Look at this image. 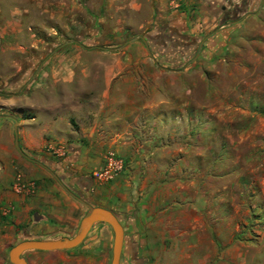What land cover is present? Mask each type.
<instances>
[{
    "label": "rangeland",
    "instance_id": "obj_1",
    "mask_svg": "<svg viewBox=\"0 0 264 264\" xmlns=\"http://www.w3.org/2000/svg\"><path fill=\"white\" fill-rule=\"evenodd\" d=\"M241 2L0 0V126L14 153L20 154L15 120L25 119L30 127L50 123L48 116L33 121L38 95L46 106L56 104L59 115L53 118L61 130H76L77 121H88L87 110L97 109L86 104L89 85L81 95L84 114L66 111L76 106V90L71 85L66 95L57 87L48 92L49 60L87 61L86 67L77 63L63 74L85 70L91 86L100 87L105 69L96 61L121 60L113 69L130 79L120 86L130 97L125 101L129 110L100 116L103 145L91 144L79 132L84 148L50 143L47 131L43 147L18 145L29 156L50 162L84 149L82 164L67 162L61 170L74 175L87 170L95 190L114 187L130 194L124 203L133 205L139 217L147 213V227L140 221L133 231L147 233V264H264V0H250L245 13L231 14L223 24V12H234ZM162 28L176 34L165 45L155 44ZM181 36L187 46H179ZM38 69H43V84L32 86ZM116 133L122 134V147L108 144L118 138ZM110 154L122 167L101 181L94 172ZM32 166L15 169L9 183L13 192L19 175L32 190L39 185L29 177ZM86 209L82 204L78 220ZM12 220L0 208V264H11L10 247L28 233V225ZM99 238L108 244L103 256L81 247L62 251L64 259L39 250L23 256L28 264H110L109 224L96 223L88 242Z\"/></svg>",
    "mask_w": 264,
    "mask_h": 264
},
{
    "label": "crops",
    "instance_id": "obj_2",
    "mask_svg": "<svg viewBox=\"0 0 264 264\" xmlns=\"http://www.w3.org/2000/svg\"><path fill=\"white\" fill-rule=\"evenodd\" d=\"M141 39L144 48H147L146 40L143 37ZM141 48L139 47L138 50L142 51ZM119 62L121 63L120 59H116L114 64H111V62L96 61L99 66L105 69L103 85L100 87L98 83H95L97 84L96 86H91L93 85V81H90L92 77L89 78L86 76L85 70L83 74L79 75L74 73L63 74L66 68L72 65L76 66L78 65L77 63H80L81 67H86L87 61L78 59L49 60L48 64L51 65L52 75L47 78V82L50 84L48 92H53L54 87H57V90L61 88L66 95L70 91L69 87L71 85L74 86L73 88L76 92L79 91V93L75 92V97H77L75 100L76 106L66 111L77 116L84 114L82 105L85 103L82 102L81 95L82 92L87 91L89 85L92 93H87L90 100L86 104H96L97 109L87 110L86 115H88V121H77L76 123H80V126L76 130L68 126L61 130L55 124L56 121L53 118V116L59 115L58 109L55 106L56 104L48 102L46 106L43 102V96L38 95L37 101L40 106H38L39 110L33 121L36 124L37 120L42 118V116H48L50 123L43 127H30L25 119L15 120L14 128L16 129V137L18 138L17 140L20 146L28 149L45 146L46 140L43 138L45 131L52 134V138L48 139L50 143L52 141H55V143L66 141L73 147L81 146V148H84L82 141L84 138H87L91 140V144L98 142V144L103 145V143H99L100 138H98L100 129L97 125L100 123L98 122L100 116L112 113L123 114L124 111L129 110V106L125 105V101H129L130 97L125 94V91L120 90V86L123 82L130 81V79H124L122 76L117 75L118 71H114L113 67L117 66ZM48 64L46 67L49 66ZM42 71L43 69L37 70L38 75L32 81V86H41L43 84V77L39 74ZM112 108L114 112H112ZM78 132L82 133L83 139L77 137ZM115 135L118 138H112L108 144L122 147L118 144L122 134L116 133ZM11 145L12 140L8 138V135H6L0 126V208L3 214L9 213L11 215L13 223L16 225H28L27 234L37 238H50V236L58 237L61 235L70 236L69 234L74 227L79 224L80 219L78 220V216L81 211V206L84 204L68 191L70 190L78 197L82 195L81 198L92 205L103 206L112 210L119 217L124 227V240L121 251L123 257L120 255L119 264H147V233L141 236L133 232L136 230L135 228L140 226V221H143V226L147 227V213L145 212V214H141L139 217V213L133 208V205H130L128 202L124 203L123 200L129 197L130 194L126 190H121V188L114 189V187L109 190H95V183L88 175L87 170L80 171L76 175L61 170V167L67 162L82 164L86 156L84 149L75 152L70 151L64 157L63 161L50 162L45 156L33 158L28 153L21 152L19 149L20 154L17 152L14 153ZM86 162L87 165H92L88 158ZM28 165H34L32 166L33 172L29 177L40 183L35 189H31L32 191L30 192L24 191L22 193H16L14 191V193L11 187H9V183L14 178L15 169L18 166L23 167ZM51 175L54 180L51 179ZM34 213H37L39 216L37 220L33 217ZM31 216L33 222L29 224ZM95 224H93L84 240L72 249L81 247L80 249H83L87 253L91 251L90 249H94L90 253L92 255L99 253V256L107 253L108 244L101 241V238L92 241L89 240L88 242ZM127 228L132 229L125 235ZM62 251L64 250H52L44 253H49V256H53L54 258L64 259Z\"/></svg>",
    "mask_w": 264,
    "mask_h": 264
},
{
    "label": "water",
    "instance_id": "obj_3",
    "mask_svg": "<svg viewBox=\"0 0 264 264\" xmlns=\"http://www.w3.org/2000/svg\"><path fill=\"white\" fill-rule=\"evenodd\" d=\"M15 143L21 151V148L18 145L16 132ZM68 191L87 207L86 211L79 220L76 232L70 236L56 238H37L29 234H25V236L20 241L12 245L8 251V259L11 264H28V261L23 256V253L28 250L52 251L73 248L84 240L93 224L97 222H105L112 228L113 244L110 264H119L124 240V227L117 214L106 207L92 205L83 198L74 195V193L70 190ZM33 217L37 220L39 216L37 213H34Z\"/></svg>",
    "mask_w": 264,
    "mask_h": 264
},
{
    "label": "built area",
    "instance_id": "obj_4",
    "mask_svg": "<svg viewBox=\"0 0 264 264\" xmlns=\"http://www.w3.org/2000/svg\"><path fill=\"white\" fill-rule=\"evenodd\" d=\"M121 167V162L119 160H115L114 157L110 154L107 157L105 165L100 170L95 171L94 176L101 181H106L113 178V176L117 174ZM30 189V184H26L20 175L17 176L14 183V191L16 193H22L24 191H32Z\"/></svg>",
    "mask_w": 264,
    "mask_h": 264
},
{
    "label": "flooded vegetation",
    "instance_id": "obj_5",
    "mask_svg": "<svg viewBox=\"0 0 264 264\" xmlns=\"http://www.w3.org/2000/svg\"><path fill=\"white\" fill-rule=\"evenodd\" d=\"M249 2H250V0H242L240 6H237L235 8L234 12H232L230 10L224 11L223 15L221 17V21L223 22V24L230 21V19L232 17L231 14H233V16H237V14H239V12H241V14L245 13L247 11L248 6H249ZM175 34H176L175 32L170 33L165 28H162L161 32L158 33V37H157L158 39L160 38V40L158 42H155V44L165 45V43L167 41L170 42L172 40V38H173V36H175ZM179 40H181L179 43V46H187L188 45L186 39L183 36H181ZM203 43H204V41L202 43H200V46L198 44L196 51H199L201 49V46ZM172 44H175V43L172 42Z\"/></svg>",
    "mask_w": 264,
    "mask_h": 264
},
{
    "label": "trees",
    "instance_id": "obj_6",
    "mask_svg": "<svg viewBox=\"0 0 264 264\" xmlns=\"http://www.w3.org/2000/svg\"><path fill=\"white\" fill-rule=\"evenodd\" d=\"M28 230H27V228H25V232H27Z\"/></svg>",
    "mask_w": 264,
    "mask_h": 264
}]
</instances>
